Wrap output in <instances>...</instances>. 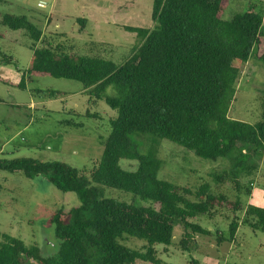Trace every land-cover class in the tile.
<instances>
[{
    "label": "trees",
    "instance_id": "obj_1",
    "mask_svg": "<svg viewBox=\"0 0 264 264\" xmlns=\"http://www.w3.org/2000/svg\"><path fill=\"white\" fill-rule=\"evenodd\" d=\"M253 1L225 19L229 0H152L153 27L124 26L141 41L121 64L100 55L68 53L25 15L0 16V24L22 30L31 42L28 80L38 75L76 80L89 102L103 99L116 111L89 175L62 161L0 157V170L21 171L29 178L44 174L59 190L74 192L80 202L67 211L56 209L47 219L60 239L52 256L43 257L36 245L0 231V264H161L155 245H170L178 226L182 243L190 234H211L193 219L217 208L243 211V224L264 232V206H243L239 197L231 200L208 182L191 188L161 179L163 161L138 151L130 139L134 132L151 134L213 161L227 158L237 142L250 145L253 152L264 151V95L259 121L228 115L240 72L235 62L244 63L255 54L264 66L263 10ZM78 21L83 25L86 20ZM18 85L25 87L24 78ZM109 85L116 96L105 95ZM121 159L137 161L136 168H122ZM229 160L228 169L214 173L213 179H228L239 191L241 173L251 175L257 165ZM103 187L130 192L143 204L105 197ZM238 225L233 217L228 236L216 232L217 242L236 241ZM128 236L145 243L140 248L122 243ZM191 263L199 264L194 258Z\"/></svg>",
    "mask_w": 264,
    "mask_h": 264
},
{
    "label": "rangeland",
    "instance_id": "obj_2",
    "mask_svg": "<svg viewBox=\"0 0 264 264\" xmlns=\"http://www.w3.org/2000/svg\"><path fill=\"white\" fill-rule=\"evenodd\" d=\"M253 2L263 10L264 18V0ZM249 3V0H229L223 17L231 18ZM151 11L152 0H5L0 3V16L25 15L68 53L100 55L117 64L141 41L137 33L125 30L124 26L153 27ZM80 18H85V24H80ZM30 44L22 30L0 24V157L62 161L89 175L101 157L102 141L110 132L109 120L116 111L103 99L89 102V95L76 80L51 75L32 76L28 80ZM4 56L11 61L3 60ZM235 64L240 72L228 115L255 123L260 120V98L264 95L263 63L252 54L246 62ZM23 78L25 87L21 88L18 84ZM47 90L59 94L51 95ZM105 95H117L113 85L106 88ZM88 110L96 114L88 116ZM130 139L138 151L152 153L163 161L159 178L191 188L208 182L214 191L226 194L231 200L239 197L243 206L249 203L264 206V151L253 152L250 145L237 142L227 158L213 161L151 134L134 132ZM234 158L257 165L251 175L241 173L239 191L228 179L221 183L213 179V174L228 169L229 159ZM119 165L134 170L137 161L121 159ZM103 188L105 197L143 204L130 192ZM79 203L74 192L59 190L44 174L29 178L21 171L0 170V231L21 239L26 245H36L43 257L54 255L60 244L53 225L46 224L47 219L56 209L67 211ZM236 216L239 223L236 241L218 243L216 232L228 236L229 222ZM242 218L243 211L226 208L197 216L193 221L208 228L211 234H190L182 243L183 230L175 227L170 245H155L157 257L161 264H192V258L199 264H264V232L243 224ZM122 243L140 248L145 241L128 236ZM27 264L37 262L30 260ZM137 264L152 263L137 261Z\"/></svg>",
    "mask_w": 264,
    "mask_h": 264
}]
</instances>
